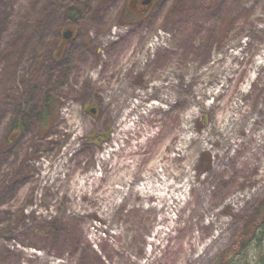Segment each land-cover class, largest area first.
<instances>
[{"label":"rangeland","instance_id":"374dc122","mask_svg":"<svg viewBox=\"0 0 264 264\" xmlns=\"http://www.w3.org/2000/svg\"><path fill=\"white\" fill-rule=\"evenodd\" d=\"M136 2L142 0H0V241L11 242L6 256L0 252V264L143 261L159 214L139 209L140 204L143 207L146 203L134 191L128 192L126 187L113 182L112 178L122 171L103 178L98 172L97 159L114 134L103 103L111 106V92L123 66L119 61L120 65L104 67L105 58H126L146 52L150 73L134 75L131 71L129 74L132 87L140 91L147 89L146 82L147 85L155 83L170 70L182 72L189 65L203 68L213 53H231L237 47L243 49L241 59L232 63V72L227 75L228 82L220 89L219 98L203 100L191 123L194 134L199 135L207 124L225 117L236 101L241 102L243 109L264 107V68L253 72V65L264 52V0H155L140 17L134 15ZM224 21L225 26L232 21V29L226 32L223 29L216 36ZM59 25L72 26L74 34L59 59L53 60V64L49 58L45 61V65H52L54 72L48 81L43 79L39 92L45 91L59 107L51 122L39 126L31 111L40 102L24 91L23 77H30L33 56L47 53ZM116 30L129 33L119 44H104L103 40ZM160 34L170 38L173 44L160 46L154 52L149 45ZM84 41H89L91 46ZM247 41L250 44L245 47L243 44ZM218 86L215 83L212 89ZM12 91L19 93L20 102L15 101ZM182 98L163 121L148 124L151 133H156L163 123L164 135L160 143L153 142L149 151L135 157V160L141 156L149 158L138 168L141 175L147 172L151 162L159 160V155L164 158L163 164L175 159L176 172L182 170L185 161L177 154L180 118L190 106L187 95ZM211 105L216 107L209 110ZM21 109L29 120L23 118ZM161 115L155 112L153 117L160 119ZM78 121L82 124L81 131L74 128ZM16 123L18 128L11 129ZM246 148L213 177H210L211 168L218 160L214 152L194 147L188 152L194 162L195 186H206L205 200H215L217 220L226 222V227L195 263L182 261L176 247L169 251L177 240L173 233L165 242L167 250L156 264H218L228 258V264H243L247 258L253 260L252 264H264L261 230L248 252L230 256L240 233L264 201V147L262 157L259 154L251 159L248 154L252 146ZM132 161L131 156L120 160L128 169ZM62 162L66 169L57 173L52 183L47 178ZM45 166H48L46 170ZM44 173L48 174L46 179L41 177ZM90 175L100 179L93 183L85 180V193L79 197L78 186ZM115 188L121 192H114ZM256 190L239 212L236 211L241 203L224 206L235 195L247 194L249 199ZM110 194L116 203L122 202L123 197L126 199L118 212L104 215L100 204L108 201ZM73 200L79 206L75 211H72ZM187 213L184 210L182 216L186 217ZM46 224L47 231L43 229ZM115 226L125 227L127 238L131 237L128 231L139 232L133 241L136 249L126 251V257L117 255L118 245H123L124 239L113 235ZM190 233L201 235L206 244L214 238L216 230L201 218L199 228ZM190 253L195 256L193 250Z\"/></svg>","mask_w":264,"mask_h":264},{"label":"bare ground","instance_id":"6f19581e","mask_svg":"<svg viewBox=\"0 0 264 264\" xmlns=\"http://www.w3.org/2000/svg\"><path fill=\"white\" fill-rule=\"evenodd\" d=\"M128 33L129 31L116 30L111 34V37L105 38L103 43L109 45L119 44ZM154 41L155 43L149 45L151 49H154V52L160 46L167 45L170 47L173 44L170 38L167 39L166 36L161 34ZM86 42L84 41L85 44ZM248 44L250 42L247 41L243 45L248 47ZM234 46L237 45L232 47ZM118 47L120 48V45ZM241 52H243V49L238 50L236 47L231 53L228 51L222 54L213 53L210 59L205 62L203 68L189 65L183 68L182 72L170 70L161 76L157 82L148 85L146 82L147 89L144 88L140 91L134 90L132 87L129 74L131 71L134 72V75L150 73V61L146 52L137 53L136 56L130 54L126 58H105V61H103L104 67L115 63L120 65L121 62L123 66L119 70L121 73L119 79L115 81L117 84L111 92L112 95L109 100L111 106L105 102L103 103L107 107L105 109L108 110L107 115H110L109 121L112 123L114 134L97 159L98 172L101 173V178H103L114 176L122 171L121 174H117L112 178L113 182L116 185L126 187L128 192L134 191V194L146 203L143 207L140 204L139 209L151 211L160 216L157 220V228L148 239L149 249L144 254L143 261H131L132 264H156L167 250L165 242L173 233L174 238L177 240L169 251L176 247L182 261L195 263L225 229L226 222L217 220L218 213L215 212V200H205L208 191L206 186L202 184L195 186L197 179L192 174L194 162L188 154L193 147L213 151L216 155L218 160L211 168L210 177L219 174L226 164L238 157V153L242 148L247 149L246 147L249 145L252 146L248 154L249 159L255 158L259 154L261 157L263 156L264 129H260L259 126H264V107L257 110L250 107L243 109L244 106L241 105V102L236 101L225 117H219L216 121L207 124L199 135L194 134L191 126L196 113L203 105V100L208 97H213L214 100L219 98L220 89L227 84V75L232 72L231 65L241 59L239 58ZM225 56L228 58H225ZM119 61L121 62L117 63ZM263 68L264 52L253 65V72L258 73ZM101 72L102 69L98 73L99 77ZM215 83L219 86L212 89ZM184 95H187L186 100H188L190 106L180 118L179 132L181 138H179L177 154L179 158L185 161L181 166L182 170L176 172L175 159H170L168 164H163L164 158L159 155V160L151 162L147 172L141 175L138 173V168L141 163L148 161L149 158L148 156H141L138 157V160H135V157L149 151L153 142L159 141L160 143L164 135L163 123L159 124L156 133H151L148 124L150 125L152 121H163L164 116L179 105ZM215 107V105H211L208 106V109L213 110ZM155 112L162 113L160 119L153 117ZM78 122L74 124V128L76 131H81L82 124L80 121ZM242 135L243 137H241ZM138 138L141 140L137 141ZM132 141L134 142L132 143ZM128 156L133 158L130 169H128V165L120 162L122 158ZM114 157L116 159L111 162ZM47 168L48 166H45L44 170ZM53 169V175L48 177V174H41L42 179L48 177L47 179L55 183L56 174L63 173L66 164L64 162L59 163ZM155 169L157 170L155 171ZM206 178L209 179V174ZM99 179L100 177L95 175L84 177V182L79 184L76 194L79 197L84 195L87 185L85 180H90L93 183ZM113 191L116 193L121 192L120 188H115ZM257 191L251 194L249 199L247 194L235 195V197L224 203V206L231 207L241 203V206H238V211H236L239 212L242 209L241 207L248 204V201L253 198ZM208 195H210V192H208ZM113 197L110 194L108 197L110 199L100 204L102 214L107 215L108 213L118 212L124 205L126 197H123V201L120 203L113 202V199H111ZM73 201L72 211H75L79 206L75 200ZM191 204L194 206L191 207ZM184 210H188L186 217L182 216ZM201 218L206 219L207 225L214 226L216 230L214 238L206 244L202 242L201 235L190 233L191 230L199 228ZM180 221H183L182 225L179 224ZM43 229L47 231L49 229L48 224ZM114 230V236L124 239L123 245H118L117 255L126 257L124 255L126 251L130 252L131 249H136L133 241L139 235V232L128 231L131 237L127 238L125 227L115 226ZM7 245H11V242L6 241V243H3L0 241L2 256H6L8 252ZM122 246H126V249H123ZM191 250L195 252V256L191 255ZM44 261L47 262V260Z\"/></svg>","mask_w":264,"mask_h":264},{"label":"trees","instance_id":"16d2710c","mask_svg":"<svg viewBox=\"0 0 264 264\" xmlns=\"http://www.w3.org/2000/svg\"><path fill=\"white\" fill-rule=\"evenodd\" d=\"M155 0H152V6L154 5ZM70 11V10H69ZM68 11V12H69ZM228 19V18H227ZM226 20V18H225ZM225 21L221 24L220 28L218 29V34L216 36H219L222 34V30L224 29L226 31H230L232 29V21L228 23L225 26ZM65 28L64 25H59L56 29L55 37L52 41L49 42L47 46V53L46 54H35L33 56V68L30 71V77H23V83L24 88L30 97L32 98H38L40 102V106L35 109V111H31L32 117L34 120H38L39 126L46 125L47 123L51 122L53 117H56L58 113V104H56L53 99L44 91V93L39 92V87L43 79H46L47 81L50 79V77L53 74L52 65H45V61L49 58L53 64V60L55 61V53L58 47L57 41L61 40V34L63 29ZM88 46H91V43L89 41L86 42ZM54 47V49H53ZM47 62V61H46ZM50 64V63H49ZM45 76V77H41ZM24 79L27 81L24 82ZM15 92V91H12ZM33 94V95H32ZM15 98V101L20 102L21 96L16 91L12 94ZM23 118L29 120L27 118V114H24V110L21 109ZM18 124H12L11 129L16 130L18 128ZM261 230L264 232V201L260 204L256 212L253 214V216L250 218V220L247 222V226L245 225L244 229L239 235L238 240L236 241V246L234 247V250H231V255H234L236 253L237 256L240 254L248 252L249 248L252 247V243L255 242L256 237L261 234L258 233V231ZM258 233V234H257ZM254 247V246H253ZM229 258L225 262H219L218 264H228ZM253 260H247L243 262V264H252Z\"/></svg>","mask_w":264,"mask_h":264},{"label":"water","instance_id":"95a60500","mask_svg":"<svg viewBox=\"0 0 264 264\" xmlns=\"http://www.w3.org/2000/svg\"><path fill=\"white\" fill-rule=\"evenodd\" d=\"M152 4V1L151 0H144L141 2V5L142 6H146V7H150ZM73 29L72 28H67V29H64L63 33H62V42L59 44L58 46V50L56 52V55L57 57L60 56V54L62 53V50H63V47L64 45L71 40V38L73 37ZM59 59V58H57Z\"/></svg>","mask_w":264,"mask_h":264},{"label":"flooded vegetation","instance_id":"af4514ba","mask_svg":"<svg viewBox=\"0 0 264 264\" xmlns=\"http://www.w3.org/2000/svg\"><path fill=\"white\" fill-rule=\"evenodd\" d=\"M133 10H134V12H135L134 15H137V16H139V17L143 15L144 8H143L142 6L139 5V2H136V3L134 4V6H133ZM134 12H133V13H134ZM139 12H140V14H137V13H139Z\"/></svg>","mask_w":264,"mask_h":264}]
</instances>
